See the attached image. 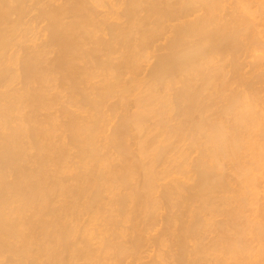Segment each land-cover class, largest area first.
Instances as JSON below:
<instances>
[{"label":"bare ground","instance_id":"1","mask_svg":"<svg viewBox=\"0 0 264 264\" xmlns=\"http://www.w3.org/2000/svg\"><path fill=\"white\" fill-rule=\"evenodd\" d=\"M248 4L0 0V264L238 261L264 159Z\"/></svg>","mask_w":264,"mask_h":264},{"label":"rangeland","instance_id":"2","mask_svg":"<svg viewBox=\"0 0 264 264\" xmlns=\"http://www.w3.org/2000/svg\"><path fill=\"white\" fill-rule=\"evenodd\" d=\"M243 1H245V0H243ZM257 1H258V2H257ZM252 2H253V3H252ZM254 2H255V4H254ZM259 2H260V3H259ZM262 2H263V3H262ZM243 3H245V2H243ZM243 3H241V5H242ZM247 3H248V2H247ZM257 3H258V5H259V4L261 5V8L258 7ZM225 5L228 6L227 4H225ZM236 5H237V4H236ZM241 5L238 4V6H241ZM251 5H252V6H251ZM260 5H259V6H260ZM247 6H248V7L250 6V10H251L252 12L255 11V12H254L255 15H253L252 12L249 10V12L253 15V17H254V16H258V17H260V18L262 19V21H261V19H260V22L263 23V21H264V7H263V6H264V0H254V1H253V0H249V4L246 5V6H244L243 10H244ZM255 6H256V7H255ZM239 8H240V7H239ZM252 8H253V10H252ZM240 9H242V7H241ZM248 9H249V8H248ZM245 10H246V9H245ZM258 10H260V13H261V14H260V13L258 14V12H259ZM252 15H251V19L253 18ZM259 15H261L262 17L259 16ZM258 17H257V18H258ZM257 18H254V19H257ZM258 19H259V18H258ZM258 19H257V20H254V21H258V22H259ZM260 22H259V23H260ZM262 23H260V24H262ZM262 27H263V28H262ZM256 28H257V27H256ZM260 28H261V29H260ZM260 28L258 27L257 30H259V31L261 30V32H257V34L254 33V32H256V31L253 32L255 35L260 34V36H257V37H259L260 39L263 38V39H261L260 41H258V38H257V43H258V42H261V43H262V40H264V37H262V36H264V26L260 25ZM160 42H161V41H160ZM263 42H264V41H263ZM257 43H256L255 46H256V47L259 46V47H262V48H260L259 50H256L257 48L255 47V48H256V49H255L256 52H255V53L253 52V54L251 53V56H252V55H255V56H253L254 58L251 57V56H249V58H250V57L253 58V59H250L252 63H254V60H255V62H257V61L259 60V61H258L257 63H255V64H256V66H257L258 68H260V66H261V68H260V70H261V69H264V68H262V66L264 67V47H263V45H261V44H259V43H258V44H259V45H258ZM262 44H263V43H262ZM257 45H258V46H257ZM259 47H258V48H259ZM258 51H259V52H258ZM258 56H259L260 58H259ZM255 57H256V59H255ZM249 58H243V59L241 58V59H242V60H244V59L246 60V59H249ZM257 59H258V60H257ZM250 60H248V63H249ZM252 60H253V61H252ZM256 60H257V61H256ZM244 62H245V61H244ZM246 63H247V61H246ZM258 63H259V64H258ZM142 64L144 65V63H142ZM255 64H254V66H255ZM258 65H260V66H258ZM246 67L249 68V66H246ZM248 68H245V67H244V70L247 71ZM244 70H242V71H244ZM260 70H259V71H260ZM262 71H264V70H262ZM256 75H257V77H259L258 74H256ZM256 75H254V76H256ZM142 76H143V74H142L140 77H139V75H138L139 78H142ZM252 76H253V74H252ZM260 78H261L260 80H261L262 82L259 81V82H256V84L263 83V81H264V80L262 79L263 76H261ZM254 79H255V78H254ZM256 79H257V78H256ZM252 82H253V80H252ZM254 83H255V82H254ZM256 84H255V85H256ZM253 85H254V84H253ZM255 85H254L255 89H258V87L260 86V89L257 90L258 92H259V90H262V89H261V85H262V84L259 85V86L257 85L258 87L255 86ZM263 85H264V83H263ZM232 87H234V86H232ZM263 87H264V86H263ZM263 87H262V88H263ZM242 88H243V87H242ZM242 88H241V89H242ZM238 89H239V88H238ZM263 89H264V88H263ZM262 92H264V91H262ZM260 93H261V92H260ZM252 94H253V93H251V95H252ZM258 94H259V93H258ZM258 94H257V95L253 94V96L255 95V96H257L256 98H260L261 96H259L260 94H259V95H258ZM261 94H262V93H261ZM249 96H250V95H249ZM253 96L249 97V99L252 98ZM255 96H254V97H255ZM263 96H264V93L262 94V97H263ZM131 97H132V96H130L129 98H131ZM256 98H254V99H255V102H254V103H256V104H254L255 107H254V105H253L254 110H257V109H255V108H257L256 105H258V103H259V102H257V99H256ZM249 99H248V100H249ZM115 100H116V99H113V100H110V101L112 102V101H115ZM259 100H262L261 102L264 104V99L261 98V99H259ZM249 101H250V100H249ZM261 102H260V103H261ZM260 103H259V104H260ZM262 103H261V105H260L259 108H261V107L263 108V107H264ZM262 108H261V109H262ZM51 111L53 112V110H51ZM258 111H260V110H258ZM258 111H257V112H258ZM56 113H58V112H56ZM258 114H259V113H258ZM113 119H114V121L116 120V118H113ZM113 119H112V120H113ZM112 120L109 121V122H111V123L108 125L107 129L105 128V131H104V129H103V131H104L103 133H104V134L101 132L102 135L100 134L101 137L99 136L100 139H101V138H102V139L104 138L103 140H100V142L98 141L99 144L102 143L101 145H103V144H107V143H108V142H107V141H108L107 136H108V135L110 136V133H112L110 126L113 127L112 124H114V121H112ZM115 122H116V121H115ZM106 126H107V125H106ZM132 141H133V140H132ZM105 142H106V143H105ZM98 143H97V144H98ZM181 144H182V143H180V146H181ZM182 145H183V144H182ZM132 147H134V144H133ZM131 149H132V148H131ZM134 149H135V148H133V150H134ZM112 150H113V149H112ZM112 150H111L110 152H113ZM246 151H248V150H246ZM256 151H257V150H256ZM256 151H255V152H256ZM71 152L74 153L75 150H74V151L71 150ZM248 152H251V153H252L251 150L248 151ZM244 153H245V152H244ZM253 153H254V151H253ZM256 153H258V152H256ZM109 154H110V153H109ZM191 154H192V155H190L191 158H193V157L195 158V157L197 156V152H196V151H195V152H192ZM195 154H196V155H195ZM247 154H248V153H247ZM247 154L245 155L246 157H247ZM114 155H115V154H112L113 157H112V156H111V157H112V158H115L116 156H114ZM249 155H250V153H249ZM251 155H252V154H251ZM251 155H250V156H251ZM192 156H193V157H192ZM245 156H244V157H245ZM250 156H249V158H250ZM255 157H256V155H255ZM255 157H254V159H255ZM251 158H253V156H252ZM262 158H263V157H262ZM75 159L77 160V158H75ZM75 159H74V160H75ZM243 159H244V158H243ZM74 160H73V161H74ZM76 160H75V161H76ZM248 160H249V159H247V160L244 161V162H249V163H251V159H250V161H248ZM256 160H257V159H256ZM256 160H255V161H256ZM75 161H74V162H75ZM253 161H254V160H253ZM255 161L252 162V163H255ZM258 161H259V160H258ZM263 161H264V159H263ZM263 161H262V160H261V162H260V161H259V162L256 161V163H258V165H259V163H262ZM115 162H116V161H115ZM249 163H247V165H249ZM263 163H264V162H263ZM70 165H71V163H69V166H70ZM253 165H254V164H253ZM256 165H257V164H256ZM258 165H257V166H258ZM262 165H263V166H262ZM262 165H260V167L258 166V169L256 168L257 166H255V168H256L257 170H256L255 168L251 169V171L254 172L253 174H255V175H254L255 177H253V179H254V178L257 179L256 176L258 177V179H259L260 177H261V178H260L259 180H257V181H259V182H257L256 180H255V181H252V183H254V184L252 185V186H253V189L255 188L254 192L252 193V194H253L252 196L255 195V196H254L255 198L253 197L254 199L252 198V200H254V201H253V202H250L251 204L249 203L251 206H249V204H247V205L249 206V208L251 207V208H255V209H253L251 212H250V211H249V212L246 211V214L244 213L245 211L243 212L244 216L242 215V217H244V218L240 217L241 220H242V219L245 220V221H243V223H247L248 221L246 222V220H249V219H250L251 221L253 220L252 222H253L254 225H255L256 222H257L258 224L261 223V224L264 225V210H263V208H264V199H263V198H264V197H263V194H264V185H263V184H264V179H263V178H264V164H262ZM250 166H251V164H250ZM72 167H73V169H75V172H74V170L72 169ZM251 168H252V166H251ZM259 168H260V170H259ZM70 169L73 170V171L70 170L71 173H72V172L76 173V172L78 171V169L76 170V165L71 166ZM254 169H255L256 171H255ZM253 170H254V171H253ZM251 171H250V170H249V172L246 171V172H245V173H247L246 176H248V173L250 174ZM252 172H251V173H252ZM72 174H73V173H72ZM253 174L249 175V177H250V176H253ZM259 176H260V177H259ZM250 178L252 179V177H250ZM250 178H248V179H250ZM253 179H252V180H253ZM248 181H249V180H248ZM250 181H251V180H250ZM261 181H263V183H261ZM250 183H251V182H250ZM256 186H257L258 188H259V187H260V188L258 189ZM249 188L252 189V187H249ZM253 189H252V190H253ZM262 190H263V192H262ZM255 191H256V192H255ZM259 192H260V193H259ZM249 193H250V192H249ZM249 193H248V194H249ZM257 193H258L259 195H258ZM256 194H257V195H256ZM248 196H250V195H248ZM252 196H250V198H251ZM259 199H260V200H259ZM250 200H251V199H250ZM256 201H257V202H256ZM252 203H255L256 205H252ZM257 204H258V205H257ZM262 204H263V207H262ZM248 206L245 207L247 210H248ZM256 206H257V207H256ZM246 209H245V210H246ZM256 210H257V212H259V210H261V212L257 213ZM254 211H255V212H254ZM262 211H263V212H262ZM253 212H254V214H253ZM248 214H249V215H248ZM83 215L85 216L86 214L83 213L82 216H81V218H82V217L84 218ZM245 215H246V217L248 216V218H246ZM255 215H256L257 217H256ZM250 216H251V217H250ZM260 216H261V217H260ZM258 217H259V218H258ZM83 218H82V220H84ZM86 218H87V217H85V219H86ZM159 218H160V217H158V219H159ZM245 218H246V219H245ZM219 219H220V217H219ZM219 219L217 218V220H219ZM258 219H259V220L261 219L260 222H259ZM241 220H240V221H241ZM256 220H257V221H256ZM255 221H256V222H255ZM261 221H262L263 223H262ZM252 222H251V223L248 222L247 225H248L249 227L244 228V229H246V230H243V229L241 230L240 233H241V234L243 233L242 235H244V236H242V235L238 232V233L240 234V235H238V237H240L239 240L242 239V241H243L244 239H246V240L243 241V243L245 242L244 244H243L242 242H240V247H245V249H243V248L240 249V248L238 247L239 250H242V251L244 250L243 253L239 252V253H240L239 256L243 254L242 256H240V258L243 260L244 257H245V260H243V262H242V260H240V258H239V256H238V258H237L238 261L236 262V260H234V261L236 262V263H234V261H233L234 264H239V263H240V264H262V263H263V264H264V255H263V254H264V251H263V250H262V251H259V250L261 249V246H262L263 249H264V245H263V244H264V240H263V239H264V236L261 237V238H263V239H261V240H262V241H261V240L258 238V237H259L258 235H256V236L254 235L255 233H257V231H256V229L252 228V226H251ZM160 223H161V222H159V224H160ZM253 224H252V225H253ZM261 224H259V225L261 226ZM259 225H258V226H259ZM158 226L160 227V225H158ZM158 226H157L155 229H158V228H159ZM250 226H251V227H250ZM256 226H257V225H256ZM239 227H240V226H239ZM262 227H264V226H262ZM240 228H241V227H240ZM248 228H251V229L248 230ZM255 228H256V227H255ZM155 229H154V230H155ZM252 229H254V230L252 231ZM154 230L151 232L152 235H154L155 232H156V231H154ZM250 230H251V231H250ZM243 231H245V232H243ZM254 232H255V233H254ZM208 233H209V234H208ZM208 233L203 234V239H201V241L203 242V244L206 243V245H207V244L210 245V244H211L212 237H213V236H217L216 231L208 232ZM244 233H246V234H244ZM253 233H254V234H253ZM212 234H213V235H212ZM251 234H252V235H251ZM204 235H205V236H204ZM254 236H255V237H254ZM257 236H258V237H257ZM204 237H205V238H204ZM210 237H211V238H210ZM236 237H237V235H236ZM238 237H237V238H238ZM241 237H243V238H241ZM244 237H245V238H244ZM252 237H253V238H252ZM214 238H215V237H214ZM247 238H248V239H247ZM258 240H259L260 242H259ZM209 241H210V243H209ZM246 241H247V242H246ZM167 242H168V241H167ZM167 242H165V244H166V245H164L165 247H164V246H163V247L161 246L162 248L160 247V249H159L158 247H156V249L158 248V250H157V254H159L160 256H164V255H165V256H169L168 254L171 253L172 248L169 246L170 244L167 243ZM250 242H251V243H250ZM253 242H254V243H253ZM147 243H148V242H147ZM258 243H259V244H258ZM260 243H261V244H260ZM93 244H94V243H93ZM93 244H92V247H96V246H97V245H95V244L93 245ZM167 244H168V245H167ZM257 244H258V245H257ZM145 245H146V246H145ZM246 245H247V246H246ZM248 245L250 246V249H249V246H248ZM259 245H260V246H259ZM143 246H145V247L148 246V248H145V250H144V248L142 249V251H144V252H142L141 254H142V256H144V257H142L143 260H141V261H144V262H145V261H149V260H150L149 258H150L153 254L156 255V249H154L155 247L149 246V244L147 245L146 242L144 243ZM254 246H255V247H254ZM149 247H150V248H149ZM166 247H167L168 249H166ZM169 247H170L171 249H170ZM246 247H247L248 250L246 249ZM258 247H260V248H258ZM255 248H256V249H255ZM169 249H170V251H169ZM146 250H147V251H146ZM151 250H152V251H151ZM154 250H155V251H154ZM161 250H163V251H161ZM164 250H166V252H164ZM246 251H247V252H246ZM161 252H162V253H161ZM257 252H258V253H257ZM259 252H261V253H259ZM262 252H263V253H262ZM165 253H167V255H166ZM244 253H246V254L244 255ZM255 253H256V254H255ZM163 254H164V255H163ZM170 255H171V254H170ZM257 255L260 256V257H258ZM165 256H164V257H165ZM210 256H211V255H209V256L207 255L206 257L209 258ZM249 257H250V259H249ZM165 258H166V257H165ZM210 258H212V257H210ZM148 259H149V260H148ZM247 259H248V261H247ZM168 260H170V262H168ZM171 260H172V258H170V259L166 258V261H167L168 263H171ZM260 260H263V261H260ZM83 261H84V260L80 259L79 264H85ZM255 261H256L257 263H256ZM76 262L78 263V261H76ZM162 262H163V261H162ZM162 262H161V263H162ZM167 262H164V263H165V264H168ZM208 262H209V261H207V264L211 263V262H209V263H208ZM109 263H110V262H109ZM109 263H108V264H109ZM164 263H163V264H164ZM74 264H76V263H74ZM103 264H106V263H103ZM171 264H172V263H171ZM173 264H174V262H173ZM205 264H206V263H205Z\"/></svg>","mask_w":264,"mask_h":264}]
</instances>
